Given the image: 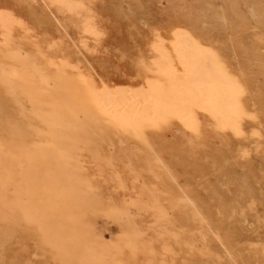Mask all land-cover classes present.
Instances as JSON below:
<instances>
[{
  "label": "rangeland",
  "instance_id": "1",
  "mask_svg": "<svg viewBox=\"0 0 264 264\" xmlns=\"http://www.w3.org/2000/svg\"><path fill=\"white\" fill-rule=\"evenodd\" d=\"M80 1L0 0V264H264V0ZM182 31L240 81L241 134L133 127L81 80L148 88Z\"/></svg>",
  "mask_w": 264,
  "mask_h": 264
},
{
  "label": "bare ground",
  "instance_id": "2",
  "mask_svg": "<svg viewBox=\"0 0 264 264\" xmlns=\"http://www.w3.org/2000/svg\"><path fill=\"white\" fill-rule=\"evenodd\" d=\"M53 1L66 8V11L68 10L71 13H75V15L78 14V16H81L86 8H84L83 3L80 0ZM3 19L7 21L9 20L5 15ZM91 22V20L86 19L84 23L83 27L86 28V33L88 31L91 33L95 30ZM7 26L5 25L6 28ZM184 32L185 33L182 31V33L178 32V34H176L177 36L179 35V39L174 46L173 52H170L167 49L169 53L163 56L164 59L158 61L155 60V63L153 62L155 65L152 69L153 73L151 78H149L151 79V82L148 80L150 82L148 88L145 87V89L137 91L134 89L118 92L115 91L114 88V91L111 89L98 90L94 81L89 76L82 75L81 80H83L90 88L94 100L106 114L112 119L133 127L138 126L137 124L140 119L152 122L156 119L158 120L167 116H172L178 118L184 125L193 129L196 128L198 124V112L203 111L214 119L220 130L230 129L235 133L241 134L243 130L242 119L246 114V109L241 101L243 87L240 85V81L236 79L237 77L235 78L229 73L227 67L215 51L202 45V43L191 34L186 33V31ZM158 49L161 50L160 48ZM147 84L148 83H146V85ZM79 176H82V174ZM80 181H83V179ZM50 182L54 183L52 180ZM90 185L91 183L89 186ZM93 194L95 193L93 192ZM73 221L75 220L73 219ZM79 223L81 222L79 221ZM86 226L87 225H85V227ZM78 230H80V228H78ZM86 232L87 231H85V233ZM90 236L92 235L90 234ZM83 240L82 242H84ZM89 240L92 241V237ZM87 242L88 244L90 243L89 241ZM83 250H85V248ZM62 254L63 256L66 255L65 252ZM85 254H87V252ZM92 254L93 252L89 255ZM93 256L95 257L96 255ZM94 257L91 258V261L93 262L95 261ZM85 261L86 260H84V262Z\"/></svg>",
  "mask_w": 264,
  "mask_h": 264
}]
</instances>
